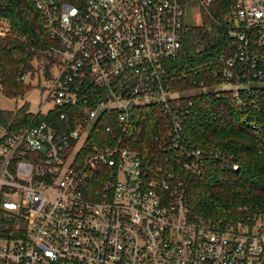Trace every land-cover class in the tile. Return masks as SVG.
Wrapping results in <instances>:
<instances>
[{
  "label": "built area",
  "instance_id": "built-area-1",
  "mask_svg": "<svg viewBox=\"0 0 264 264\" xmlns=\"http://www.w3.org/2000/svg\"><path fill=\"white\" fill-rule=\"evenodd\" d=\"M27 1L51 68L34 81L29 122L0 128V264H264V216L192 212L207 159L221 154L185 125L229 94L264 135V0ZM13 9L0 0V40ZM195 29L215 52L184 67ZM151 112L157 132L143 133Z\"/></svg>",
  "mask_w": 264,
  "mask_h": 264
},
{
  "label": "trees",
  "instance_id": "trees-1",
  "mask_svg": "<svg viewBox=\"0 0 264 264\" xmlns=\"http://www.w3.org/2000/svg\"><path fill=\"white\" fill-rule=\"evenodd\" d=\"M7 1L14 3L10 14L13 31L0 40V87L9 97L18 98L25 94L24 88H33L32 82L37 79L31 76L35 73L34 60L37 55V58H48L43 53L48 46L44 48L40 43L41 21L33 5L27 0ZM25 38L28 42L22 40ZM216 42L214 36L201 29L189 32L184 41L182 65L200 63L202 56L215 52ZM50 68L51 60L44 67L46 76ZM19 77H26L28 82L18 81ZM30 114L28 105L17 112L0 110V128L11 131L26 125ZM255 117L262 121L261 117ZM160 119L159 112L148 113L142 123L143 133H149L150 128L156 133ZM185 125L189 137L205 154H221L208 157L191 197L192 212L204 217L241 220L264 216V135L244 122V115L230 95L212 98L207 108H196ZM235 165L238 170H234Z\"/></svg>",
  "mask_w": 264,
  "mask_h": 264
},
{
  "label": "rangeland",
  "instance_id": "rangeland-1",
  "mask_svg": "<svg viewBox=\"0 0 264 264\" xmlns=\"http://www.w3.org/2000/svg\"><path fill=\"white\" fill-rule=\"evenodd\" d=\"M32 5V4H31ZM196 20V16L194 14V11L192 9H189L185 15V23L189 25H193ZM23 41H27V39H22ZM42 46L45 48V46H49V43L45 41L44 37L42 36V39L40 41ZM38 55L35 58V73L31 75L33 78H37L39 81L41 75V70L45 67L46 64L50 62V60L46 57V59L37 58ZM46 61V62H45ZM41 72V73H40ZM33 88L30 89V87H26L23 89V96L21 97H9L6 95L1 87H0V110L3 111H9V112H17L18 109H21L24 106H29V109L31 112H37L39 110V106L42 99V91L39 88L38 84L35 82H32ZM23 88V87H22ZM1 131V130H0ZM194 145L197 146L195 142H193ZM198 147V146H197ZM200 148V147H199ZM201 149V148H200ZM202 150V149H201ZM216 154H219L218 152Z\"/></svg>",
  "mask_w": 264,
  "mask_h": 264
}]
</instances>
